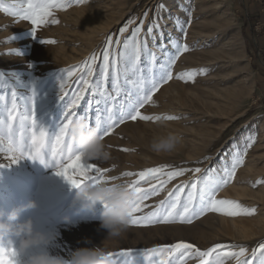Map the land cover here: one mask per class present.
Instances as JSON below:
<instances>
[{"label": "rangeland", "instance_id": "obj_1", "mask_svg": "<svg viewBox=\"0 0 264 264\" xmlns=\"http://www.w3.org/2000/svg\"><path fill=\"white\" fill-rule=\"evenodd\" d=\"M21 4L27 7L26 0H0V95L10 99L15 90L18 111L31 96L34 78L39 80L40 92L52 94L60 75H66L65 70L81 65L92 54L98 59L91 81H103L106 39H130L133 29L143 21L141 36L148 53L155 54L157 60L152 63L149 55L142 54L140 75L159 77L178 44H187L189 51L180 55L172 67L173 79L154 94L153 103L141 109L144 115L161 118L119 125L104 138L111 158L89 162L109 169L103 174L104 181L119 177L114 181L127 184L137 177L121 175L124 172L136 173L162 165L201 168L200 173L186 172L159 195L146 200L148 207L137 213L143 215L167 197L169 188L191 182L194 176L201 181L218 179L238 155H243L244 162L237 167L235 177L217 195L255 209L252 215L238 216L209 212L191 224L129 226L121 237L107 239L108 232L101 227L103 205L97 203L89 209L75 202L78 189L57 176L54 167L26 158L10 167H0V210L7 219L13 208L35 201L37 208L27 209L19 220L30 217L34 228L51 234L53 240L46 249H30L23 259L41 250L68 258L78 248L102 246L104 242L112 252L140 250L139 258L149 264L143 250L180 240L201 250L209 248L211 242L245 246L249 253L264 243V0H71L67 8L52 9L49 21L56 19L58 23L40 25L22 18ZM161 4L163 9H159ZM125 26L128 32L121 35ZM149 27L151 33L147 31ZM49 40L56 43L42 42ZM124 68L122 64L119 96L113 90L111 76L104 82L117 104L127 103L129 94L134 96L136 91L132 83L136 77L131 71L125 74ZM192 70L197 73L194 80L176 79L178 73ZM79 75L70 81L69 97L60 102L61 106L77 90ZM89 100L93 101V119L97 110L103 118L107 102L99 95L93 97L91 92L85 94L77 113L84 115ZM51 111L58 117L61 107L53 104ZM166 116L177 118L165 119ZM168 132L181 135L182 143L172 152L151 151L153 138ZM125 148L129 151L121 150ZM5 155L0 153V164L7 163ZM149 182L155 183L150 178ZM85 183L88 182L82 185ZM140 186L148 188V183ZM12 239L18 247V239ZM222 259L224 264H235L232 259ZM260 259V252H256L253 264H259ZM187 264L196 261L190 259Z\"/></svg>", "mask_w": 264, "mask_h": 264}, {"label": "snow or ice", "instance_id": "obj_2", "mask_svg": "<svg viewBox=\"0 0 264 264\" xmlns=\"http://www.w3.org/2000/svg\"><path fill=\"white\" fill-rule=\"evenodd\" d=\"M80 2V0H76ZM71 0H26L27 7L21 4L22 18L31 22L32 25L44 23H58L56 19H51L53 8H67ZM164 5H159L163 9ZM145 17L147 13L144 14ZM135 23V21H130ZM153 26H158L154 24ZM143 21L132 31L131 38L123 40L107 38L106 47L102 53L103 57V81L92 82L91 77L94 65L98 57L92 54L88 60L79 66H74L65 70L66 75H60L54 93L40 92L37 87L39 80L34 78L31 81V96L25 100L24 107L18 111L17 94L13 90L10 99L5 95H0V153H4L7 163L0 164V167L17 163L22 159L39 160L46 167L55 168V174L63 177L72 187L82 186V182L103 183V174L109 169H101L95 163H90L84 158L83 153L75 144V139L69 133L71 122L79 118L76 109L84 100L85 94L91 92L93 97L99 95L107 103L104 109L106 115L102 118L97 110L96 114L90 115L93 108V101L89 100L84 109V117L89 121L90 126H96L101 134V138L112 134L116 127L126 121L159 120L160 116L144 115L141 109L147 104L153 103V96L159 91L163 84L173 79L172 67L179 59L180 55L189 51L187 44H178L175 53L168 59L163 71L159 75L144 77L139 74V63L142 54L149 55L152 63L157 57L148 53L146 44L141 36ZM121 35L128 32L125 26L121 30ZM148 33L152 32V27L148 28ZM35 34V28L32 29ZM43 43L54 44L56 41H42ZM21 54V53H17ZM125 65L124 71H129L136 77L132 83L136 89L135 95L129 94L128 102L115 103L112 96L104 87V82L112 77V86L116 96L121 94L120 75L121 65ZM31 68L32 65L30 64ZM204 70H201L203 74ZM79 86L71 93L70 98L61 106L60 102L69 97L68 89L70 81L77 77ZM197 75L195 70L181 72L176 75V79L187 82L194 80ZM51 101V103H50ZM61 107L60 115L55 117L51 111L52 105ZM165 119H176L177 117L166 116ZM19 132V135H17ZM251 145H249L250 147ZM129 151V149H121ZM50 157V158H49ZM243 155H238L231 167L227 169L223 176L215 180L201 181L200 177L194 176L191 182H184L177 185L168 192L164 200L159 201L155 208L143 215L145 201L151 196L159 195L165 190L167 185L186 172L200 173L201 168L194 169L172 168L169 165H162L148 168L136 173L124 172L123 176H136L137 179L127 186L138 195V199L132 201V207L128 213L130 226L146 227L152 224L188 223L198 219L206 213H220L227 216L252 215L255 209L244 208L239 202L231 199L218 198L219 190L226 186L234 177L237 167L243 164ZM96 173V175H90ZM80 177L82 179H78ZM149 178L155 183H150ZM117 180L119 177H111ZM141 183H148V188L141 187ZM187 189V191H186ZM145 259L149 264H187L188 260H195L196 264H224V259H232L235 264H253L256 252H260L259 264H264V243L251 253L245 246L214 244L205 250H201L195 244L187 241H177L171 244L160 245L157 248L143 250ZM155 253L151 256L149 254ZM107 255L116 264H144L140 250L131 248L121 249L117 252L108 251ZM252 257V259L249 258Z\"/></svg>", "mask_w": 264, "mask_h": 264}, {"label": "clouds", "instance_id": "obj_3", "mask_svg": "<svg viewBox=\"0 0 264 264\" xmlns=\"http://www.w3.org/2000/svg\"><path fill=\"white\" fill-rule=\"evenodd\" d=\"M69 133L86 160L108 161L111 158V152L101 138L99 129L90 126L83 115L71 122ZM182 139L181 135L168 132L154 137L150 149L156 153L172 152L182 143ZM127 185L126 182L105 181L73 187L78 189L75 202L89 209H94L97 203L103 205L101 227L107 230V239L121 237L130 226L128 213L132 207L131 202L138 199V195ZM35 208L37 203L30 201L27 205L13 208L7 214V219L3 210H0V264H116L107 255L104 242L102 246L78 248L68 258L41 250L23 259L30 249H46L53 240L51 234L36 230L30 217L19 220L24 211ZM12 237L18 239V247Z\"/></svg>", "mask_w": 264, "mask_h": 264}, {"label": "bare ground", "instance_id": "obj_4", "mask_svg": "<svg viewBox=\"0 0 264 264\" xmlns=\"http://www.w3.org/2000/svg\"><path fill=\"white\" fill-rule=\"evenodd\" d=\"M86 1H89L90 3L93 1V0H86ZM97 1V0H96ZM95 3V2H94ZM89 6L91 5V4H88ZM97 4H95V6H96ZM98 6H103V5H98ZM92 7V6H91ZM101 8V7H100ZM91 9V8H90ZM103 10V9H102ZM104 11V10H103ZM103 11H101V12H103ZM91 12V11H90ZM89 12V13H90ZM100 12V13H101ZM90 15V14H89ZM92 15V14H91ZM100 15V14H99ZM96 17V16H95ZM171 190V188H169V190H168V192ZM168 194V193H167ZM244 226V225H243ZM242 226V227H243ZM262 230H264V229H262ZM242 233V232H241ZM244 233V232H243ZM250 235H252V234H250ZM215 244V242H211V246L210 247H212L213 245Z\"/></svg>", "mask_w": 264, "mask_h": 264}, {"label": "crops", "instance_id": "obj_5", "mask_svg": "<svg viewBox=\"0 0 264 264\" xmlns=\"http://www.w3.org/2000/svg\"><path fill=\"white\" fill-rule=\"evenodd\" d=\"M262 10H264V7H263V9Z\"/></svg>", "mask_w": 264, "mask_h": 264}]
</instances>
